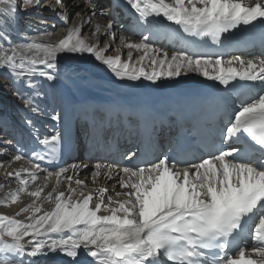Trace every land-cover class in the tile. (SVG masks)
<instances>
[{"label": "snow or ice", "instance_id": "1", "mask_svg": "<svg viewBox=\"0 0 264 264\" xmlns=\"http://www.w3.org/2000/svg\"><path fill=\"white\" fill-rule=\"evenodd\" d=\"M11 3L0 0V4ZM22 3L32 6L34 0ZM129 3L140 21L162 16L183 33L213 44L221 43L224 34L235 35L234 30L241 26L264 24V0ZM56 4L65 7L64 0H56ZM111 29L109 21L106 30ZM81 34L78 25L68 28L56 43L16 44L0 51V65L15 77L38 75L51 81L55 77L48 70L57 68L58 54L91 53L121 79L135 81L143 77L155 82L161 77L197 72L225 86L236 80L253 84L228 112L214 150L199 162L163 155L118 172L111 164L96 163L93 182L101 175L110 180L115 174L121 191L109 192L98 186L85 194L81 190L86 186L84 181L74 177L79 174L77 169L87 165H71L73 175H66V168L50 171L40 181V165L30 162L17 149L12 160L24 161L28 166L5 171L18 187L0 199V205L18 203L22 193L32 200L13 216L0 214V264H25L21 258L24 255L35 258L48 252H61L75 259L81 249L92 258L91 264H264V58L245 61L235 56L225 61L221 56L213 58L184 50L169 56L152 48L147 37L132 43L122 36L126 48L143 52L133 64L131 51L128 61H123L121 55L105 56L110 45L98 49L86 43ZM2 38L8 39L6 35ZM146 60L150 61V72L143 66L136 67ZM257 83L259 89H255ZM25 105L30 106V102L25 100ZM52 119L59 117L54 115ZM61 143L59 132L39 140L46 155L52 157L60 151ZM33 156L45 158L38 151ZM53 176L55 184L45 192ZM62 177L69 182L66 191L59 188ZM73 182L77 187H72ZM45 203L53 206L45 209ZM22 214L25 219H18ZM28 264L35 261L29 260Z\"/></svg>", "mask_w": 264, "mask_h": 264}, {"label": "bare ground", "instance_id": "2", "mask_svg": "<svg viewBox=\"0 0 264 264\" xmlns=\"http://www.w3.org/2000/svg\"><path fill=\"white\" fill-rule=\"evenodd\" d=\"M74 0H64L65 7L61 8L57 4L49 8L46 12H41L40 9L34 11L33 6L26 5V11L23 14H16V4L13 1L11 4H0V51L9 50L16 44L25 43H37V44H50L56 43L59 39L66 35V30L74 26L61 27V13L64 9H75L73 5ZM92 1V0H89ZM97 3L104 5L109 0H95ZM118 0H115V2ZM124 3L126 8L129 9V16L122 22V24L112 23L111 31L106 30V26L109 23L102 22L96 24L91 17V13H84L86 20L90 21L85 23L82 27V38L86 43L90 45H97L99 48H104L105 45H110L108 50L104 53L105 56L115 57L121 55L123 61H128V53L132 52L131 63L135 64L137 58L143 55V52L131 50L121 43V37L125 38V42L139 43L140 41L134 37L133 34L140 35L137 31V23L139 21L138 14L131 8L129 0H119ZM171 2V0H169ZM53 9H56L54 12ZM155 19H161V17H153ZM172 24L171 22H169ZM82 22L80 25H83ZM99 26V31H95ZM179 27V26H177ZM166 26H161V30L164 31ZM95 32V34H93ZM7 36L8 39L4 40L2 37ZM152 48L159 49L150 45ZM171 56L172 52L168 49L163 50ZM31 55V53H29ZM232 59V58H231ZM259 60L258 58H255ZM230 60V59H227ZM225 60V61H227ZM249 60V59H246ZM245 60V61H246ZM143 66L146 71H152L150 61L146 60L142 64H137L139 68ZM238 66V65H237ZM43 67V66H38ZM55 77L53 80L48 81L44 77H15L9 71H7L2 65H0V184L4 187L0 188V199H3L9 192L14 191L18 187V182L10 177H6L5 171L11 168H19L20 166H28L24 161H13L12 157L17 154V149L24 152L26 158L30 162H41L40 171L38 176L40 181L47 175L48 172L44 169V166H54L59 164L60 159L64 155L65 146L63 139L67 136V133L72 131L73 117L80 113L84 103L88 100H95L99 103H106L119 98L120 95L127 93H141L145 89L151 87H157L165 84H201V83H215L213 80H209L197 72H182L181 75L175 77H161L155 82L149 81L141 77L138 80H128L126 77L118 78L106 65L95 59V56L91 53H60L57 58V68L54 70H48ZM142 94V93H141ZM25 100L30 102V106L25 105ZM3 101L8 103V112L4 110ZM6 103V102H5ZM36 109V111H33ZM51 112V114H50ZM20 117H18V114ZM58 116V120H53L52 116ZM17 119L19 126H15L10 123V119ZM23 128L32 137L31 144L25 145V139L23 137ZM59 132L62 137V143L60 151L54 157L46 155V150L43 145L39 144V140L45 136H50ZM35 148L33 142H35ZM38 151L41 155L45 156L44 159H38L33 156V152ZM76 165H83L75 163ZM87 168H79L77 172L78 176L75 178L84 181L86 185L81 190L88 194L94 188L98 186L106 187L109 192L121 191L119 188L117 175H113L112 179H107L103 175L96 178L93 182V172L95 171L92 163H85ZM68 169L66 175H73L71 165L64 167ZM120 169V168H119ZM119 169L114 172H118ZM38 181L37 183H39ZM56 177L53 176L49 181V187L45 189V192L51 191V187L55 184ZM68 181L61 178L59 185L60 190L66 191L68 187ZM72 187H77L75 183H72ZM31 190V185L29 186ZM79 195V193H77ZM32 198L26 193L20 194V201L16 204H8L7 206L0 205V214L9 216L15 215L19 208L31 203ZM53 205L51 203H45L44 208L50 209ZM104 214V213H101ZM24 220L25 215L17 217ZM26 238L25 240H28ZM30 248L26 247V251ZM250 251V250H249ZM83 253V249L79 250ZM2 255V254H0ZM24 259L25 264H28L29 260L35 261V264H89L92 258L85 253L79 254L77 258L73 259L67 257L61 252H48L46 255H41L35 258L27 257L24 255L21 257ZM56 261V262H52Z\"/></svg>", "mask_w": 264, "mask_h": 264}, {"label": "rangeland", "instance_id": "3", "mask_svg": "<svg viewBox=\"0 0 264 264\" xmlns=\"http://www.w3.org/2000/svg\"><path fill=\"white\" fill-rule=\"evenodd\" d=\"M12 1H14V0H12ZM74 1H75V0H74ZM74 1H73V2H74ZM15 4H16V2H15ZM16 8H17V6H16ZM5 102H6V103H5ZM3 104H4V106H3V107H4V110L7 111V110H8V103H7V101H3ZM2 112H3V111H1L0 113H2ZM7 112H8V111H7ZM19 115H21V114L19 113V114H18V117H20ZM9 121H10V123H12L13 125H15V126H17V127L19 126V121H17V119L14 120V119L12 118V119H10ZM25 239H26V238H25ZM83 253H84V252H83ZM83 253H80V254H83ZM52 262H56V261H52ZM46 263H47V262H46ZM46 263H45V264H46ZM50 263H51V261H50ZM50 263H49V261H48V264H50ZM61 264H65V263H61Z\"/></svg>", "mask_w": 264, "mask_h": 264}]
</instances>
